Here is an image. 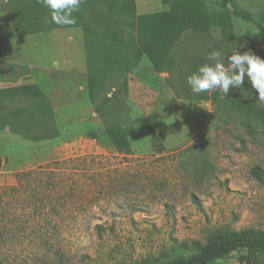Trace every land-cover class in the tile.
I'll return each instance as SVG.
<instances>
[{"label": "rangeland", "instance_id": "rangeland-1", "mask_svg": "<svg viewBox=\"0 0 264 264\" xmlns=\"http://www.w3.org/2000/svg\"><path fill=\"white\" fill-rule=\"evenodd\" d=\"M175 2L82 0L73 16L78 27L110 32L122 43L137 40L141 16ZM34 8L30 0H0V89L38 81L50 94L44 107L31 98L0 100V264H161L226 232L264 233V104L247 78L225 98L193 94L186 83L212 63L205 57L213 50L227 67L233 52L264 48L253 23L230 14L232 43L217 32L188 30L161 74L147 56L133 68L129 54L116 65L112 57L104 70L95 66L100 49L92 46V77L103 85L90 103L87 93L53 87L50 77L27 68L45 50L43 64L54 55L73 61L86 40L81 28L47 30L48 10ZM227 8L264 27V0H229ZM14 59H25L24 67ZM110 124L126 131L128 154L107 141ZM91 131L96 140L86 137ZM254 167L261 182L250 173ZM214 264L241 263L232 254Z\"/></svg>", "mask_w": 264, "mask_h": 264}, {"label": "trees", "instance_id": "trees-1", "mask_svg": "<svg viewBox=\"0 0 264 264\" xmlns=\"http://www.w3.org/2000/svg\"><path fill=\"white\" fill-rule=\"evenodd\" d=\"M30 1L38 12L39 10L43 11V9L47 10L41 7L36 0ZM228 3L229 0H220V3L218 1L211 2L210 0H176L175 3L169 5L166 12L141 16L138 19L139 32L137 40L122 43L111 38L107 34L110 32L97 33L95 30H91L84 25L80 27L77 25L65 27L81 28L83 36L86 38L84 49L86 52V82L89 102H95V91H99L103 85L99 78L92 77L94 67L99 66L104 70L108 69L109 65L107 61L112 57L115 59L112 62L113 65L119 61L118 58L120 59L124 54H129L134 61L133 68H136L140 57L147 56L151 63L152 71L155 74H161L165 72V63L172 55L173 49L188 30L199 33L217 32L223 40L232 43L234 36L230 14L245 22L253 23L264 35V27L261 22H255L250 15L241 11L235 10L229 13L227 8ZM49 24L50 26L47 25L45 27L47 30L61 27L52 23ZM88 38L91 40L88 41ZM92 46L100 49V58H98L95 66L93 65V61H89L90 54L95 51ZM252 54L264 60V48ZM2 56L0 48V60ZM101 76H103L102 73ZM5 98L9 100L31 98L32 100H39L42 107L50 104L49 98L36 84L0 89V100H4ZM243 127L247 135L255 139V127L246 120L243 123ZM104 134L116 153L126 155L130 152L131 146L128 135L119 124L106 126ZM56 136L58 135L52 137L41 136L35 140L48 141L56 138ZM86 137L96 140V132H88ZM250 173L257 181L261 182L262 172L259 167H254ZM20 180H24L23 175H20ZM196 250L194 254L186 258H179L161 264H214L228 259L232 254L239 255L241 264H264V233H251L248 231L240 233L226 232L212 238L205 246L196 247Z\"/></svg>", "mask_w": 264, "mask_h": 264}, {"label": "clouds", "instance_id": "clouds-1", "mask_svg": "<svg viewBox=\"0 0 264 264\" xmlns=\"http://www.w3.org/2000/svg\"><path fill=\"white\" fill-rule=\"evenodd\" d=\"M36 2L49 12L47 22L61 26H73L76 24L74 12L80 10L82 0H36ZM223 54L213 50L205 59L212 63L199 66L193 74L186 77V83L193 94L217 91L221 98H225L230 89H241L247 78L248 83L258 93L257 99L264 104V60L252 54L237 51L227 56L225 67ZM84 86H81V91Z\"/></svg>", "mask_w": 264, "mask_h": 264}, {"label": "crops", "instance_id": "crops-1", "mask_svg": "<svg viewBox=\"0 0 264 264\" xmlns=\"http://www.w3.org/2000/svg\"><path fill=\"white\" fill-rule=\"evenodd\" d=\"M28 0H26V3H27ZM60 27L58 28H55V29H59ZM73 29H78L77 27H72ZM62 29H68V28H65V27H62ZM51 30V29H50ZM78 31V30H77ZM82 51H79L80 53L78 54L77 52V58L75 60H71L69 58V56H67V54H65L66 56L63 57L64 55H62L61 57H58V56H53L55 58H57V60L55 61H51L50 64H43L42 62V57L47 55L48 57L49 56V53L46 52L45 50V53L42 52V53H39V54H43V55H39V59L38 60V64L37 66H33L32 67H28V65L26 64L27 68L29 70L31 69H34L36 70L39 74H37L39 77L41 75H44V76H47V77H50L49 79V82L51 83V85L53 87H59L61 85H69L70 86V89L71 91H74L76 92V90H80L81 91V86L83 85V80L85 78V85L84 86V90L81 91L83 92L84 94L87 93V82H86V52H85V49H84V42L82 41ZM1 48V47H0ZM2 50V49H1ZM3 54V53H2ZM3 57V56H2ZM46 57V56H45ZM63 57V58H62ZM68 60L67 62L65 61L63 64H60V61L62 60ZM15 62H17V64H19L18 62H21L22 64L21 65H17V68L20 69L22 67H24V64L23 62L26 63L25 59L24 60H21V59H14ZM61 74H64V76H62ZM52 76H54V78H52ZM76 77H78V80H79V86H78V81L76 79ZM30 84H36L40 87V89L46 94V96L49 98V93L46 91H44L42 89V85L36 81V82H33V83H30ZM51 86V89H53ZM78 86V88H77ZM10 88V87H9Z\"/></svg>", "mask_w": 264, "mask_h": 264}]
</instances>
